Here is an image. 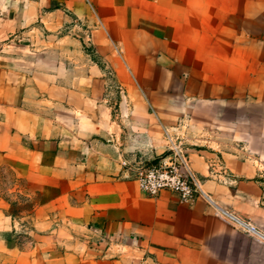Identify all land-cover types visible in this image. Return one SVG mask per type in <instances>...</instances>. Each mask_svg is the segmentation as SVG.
<instances>
[{
	"label": "crops",
	"instance_id": "0c3cea01",
	"mask_svg": "<svg viewBox=\"0 0 264 264\" xmlns=\"http://www.w3.org/2000/svg\"><path fill=\"white\" fill-rule=\"evenodd\" d=\"M263 9L264 0H0L6 261L264 264ZM22 35L44 46L9 54ZM185 122L190 166L215 205L149 196L123 165L163 152L166 131ZM216 158L226 176H211ZM16 201L32 204L21 208L30 244L15 233Z\"/></svg>",
	"mask_w": 264,
	"mask_h": 264
},
{
	"label": "built area",
	"instance_id": "2783aa9c",
	"mask_svg": "<svg viewBox=\"0 0 264 264\" xmlns=\"http://www.w3.org/2000/svg\"><path fill=\"white\" fill-rule=\"evenodd\" d=\"M122 89V88H120ZM168 144L161 153L145 160L142 157L124 161L123 165L128 177L138 182L141 190L149 195L156 196L161 191L173 193L179 202L192 203L203 197L210 204L214 201L202 188V180L190 166V149L184 140H180L176 133L166 131ZM211 176L227 173L222 167L219 158L210 162ZM261 182L264 188V171L261 172ZM217 207V206H216ZM217 213L227 222L245 232L255 233L256 227L236 214L217 207Z\"/></svg>",
	"mask_w": 264,
	"mask_h": 264
},
{
	"label": "rangeland",
	"instance_id": "374dc122",
	"mask_svg": "<svg viewBox=\"0 0 264 264\" xmlns=\"http://www.w3.org/2000/svg\"><path fill=\"white\" fill-rule=\"evenodd\" d=\"M262 22H263V32H262V36H261L262 43H263L262 58L264 60V9H263V20H262ZM80 36H84V35L82 34ZM44 43H45V40L41 37L39 38V37L33 36V35H22L20 37H17L14 40V42H12V46L8 47V49L10 51L9 54H14L17 56L22 55L24 57H28L30 54H33L35 51L37 52V50H36L37 47L39 49L42 48L44 46ZM85 43L91 44L92 41H91V39L85 37ZM117 54H118V52H117ZM262 69H263V76H264V65H263ZM194 86H195L194 87L195 89H198V87L201 86L200 82H195ZM203 89L206 90L208 88L206 86H203ZM115 105L116 104L113 103L114 108L116 107ZM185 128L187 130L186 129L184 130L183 128H181L180 131H182V132L177 131V136L179 137L180 140H184L187 143V145L189 146V143H188L187 138H186L189 134L188 125L186 122H185ZM263 134H264V132H263ZM188 148L190 149V147H188ZM31 205H32L31 203H28L26 205L25 204H18V202L16 201L13 204V207L11 209V211H13L14 216L19 217L18 219L21 222V224L19 225V227L17 228L15 233H17L18 240L21 242H24V244L31 242V239L29 238L30 234H31V228H32L31 224H30L31 219L29 218V213L26 212V211H29V209H31V207H32ZM21 208L22 209L25 208L27 210L23 212V210L21 211ZM99 237H101V236H99ZM5 254H6V252L0 251V264H10L9 261H6ZM11 264H13V263H11Z\"/></svg>",
	"mask_w": 264,
	"mask_h": 264
}]
</instances>
